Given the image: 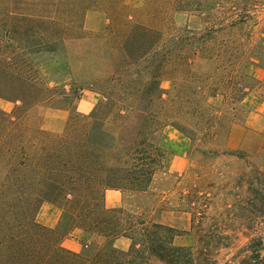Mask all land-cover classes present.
I'll return each mask as SVG.
<instances>
[{
	"label": "trees",
	"instance_id": "trees-1",
	"mask_svg": "<svg viewBox=\"0 0 264 264\" xmlns=\"http://www.w3.org/2000/svg\"><path fill=\"white\" fill-rule=\"evenodd\" d=\"M7 1L9 11L6 10V19L0 29L4 35L10 36L11 44L6 48L13 55V63H0V83L5 82L4 89L10 92L18 86L23 94L26 89H31L23 75L26 69L39 73L42 69L65 64V42L79 38L78 31L86 12L93 9L103 11L110 21L121 17L125 8L124 0ZM161 1L175 12L192 15L198 27L184 26L165 38L156 29L124 21L127 33L121 44L123 58L130 65L142 64L146 73L154 66L150 78L140 73L141 77H137L143 87L148 86V79H152L146 97L161 98L156 71L172 68L181 73V69H185L177 80L188 91L183 93V103L195 118L202 121L204 113L201 110L212 111L207 99L220 94L203 97L204 92L199 86L192 87L200 77L190 74V64L195 58H201L215 63L214 72L223 74L219 87L230 85L239 103L241 96L250 89L244 83L252 79L248 67L259 65L247 59L227 60L226 56L231 57L247 47V41L240 36L247 33L252 19L250 12L238 9L234 5L236 0ZM152 2L158 0H148V3ZM212 74L206 78L211 79ZM4 91L0 90V98L7 100ZM135 92H140V87ZM221 95L223 99L227 98V94ZM121 96V102L137 100H131L130 88H122ZM105 99V102L109 100ZM15 100L26 102L23 97ZM113 104L115 106L110 102V106ZM110 106L100 102L90 114L75 116L82 124L76 135L69 127L62 135L38 130L36 133L42 139L39 150L30 141V136H25L27 133L13 131L14 116L0 111V157L6 161L0 182V264H196L192 249L174 244L177 232L173 228L146 223L134 215L128 218L129 222H123V208L104 206L107 189L122 193L125 189L135 193L145 191L166 155L153 135L157 129L152 128L155 118L145 110L134 109L144 117L131 141L109 134L104 124L111 113ZM127 107L118 109L120 118L128 111ZM226 119L213 112L206 121L214 128ZM175 127L182 134L191 133L184 127ZM69 189L80 192L79 196L76 194L73 200L67 199V194L72 196ZM42 202L61 209L69 218L70 229L79 228L103 237L102 246L89 254L63 248L61 242L65 234L35 221ZM76 208L85 212L75 214ZM119 237L130 240L127 251L113 247V241ZM252 260V257L244 258L240 264Z\"/></svg>",
	"mask_w": 264,
	"mask_h": 264
},
{
	"label": "rangeland",
	"instance_id": "rangeland-1",
	"mask_svg": "<svg viewBox=\"0 0 264 264\" xmlns=\"http://www.w3.org/2000/svg\"><path fill=\"white\" fill-rule=\"evenodd\" d=\"M7 2L0 0V28L6 19ZM236 2L234 5L249 11L252 19L246 35L240 36L247 41V47L231 57L227 55L226 59L253 60L259 67H248L252 79L244 83L250 89L238 103L230 85L219 87L223 74L214 72L212 60H192L190 74L200 77L192 87L199 86L204 92L203 97L220 94L207 99L212 111L203 108L202 121L183 103V93L188 91L177 80L185 69H181V73L172 68L155 72L162 91L158 100L152 95L146 97L152 79L146 81V87L137 81L141 75L150 78L154 66L146 73L142 64L130 65L123 58L121 44L127 33L124 21L156 29L165 38L184 26L198 27L192 15L175 12L161 0L152 3L124 0L121 17L110 21L103 11L86 12L78 31L79 38L65 42V64L42 69L39 73L26 69L23 75L31 89H26L24 94L18 86L10 92L4 89L5 82L0 83V90H5L9 102H16L18 97L25 99V103L18 101L11 114L16 119L13 131L29 133L25 136H30L36 150L42 147L41 136L36 132L50 111H63L62 115L57 113L48 117L62 125L60 132L47 133L62 135L69 127L76 135L82 124L75 116L90 114L100 102L109 106L113 102L115 106H110L111 113L104 128L112 136L126 141L135 137L143 123L144 116L134 109L149 112L155 118L152 128L157 127L153 135L166 151L165 161L145 191H123L121 208L124 215L121 219L125 222L134 215L137 220L173 228L177 232L174 244L192 249L196 264H240L248 257L253 260L247 264H264V0ZM10 44V36L0 29V63H13V55L6 48ZM211 74V79L206 78ZM139 87L140 92L136 93ZM122 88H130L131 100H137L121 102ZM221 94H227V98L223 99ZM91 95L95 97L92 106L85 107L80 103L81 99L86 100V96ZM103 98L109 100L105 102ZM125 106H129L128 111L120 118L118 109ZM29 109L33 111L27 114ZM213 112L227 118L214 128L206 121ZM175 126L184 127L191 133L182 134ZM5 162L0 157V182L5 173ZM68 193L72 194L67 198L69 200L80 194L70 189ZM84 212L76 208L73 213ZM62 224L63 229L70 225L67 216ZM89 236V247H83L80 253L94 252L104 243L103 237Z\"/></svg>",
	"mask_w": 264,
	"mask_h": 264
},
{
	"label": "crops",
	"instance_id": "crops-1",
	"mask_svg": "<svg viewBox=\"0 0 264 264\" xmlns=\"http://www.w3.org/2000/svg\"><path fill=\"white\" fill-rule=\"evenodd\" d=\"M87 98L81 99L80 103L85 106H92L95 102V97L93 95L86 96ZM19 102H9L6 99L0 98V111L10 115L13 110L17 107ZM83 106V107H84ZM32 109L27 110V114L32 113ZM48 116L45 114L43 120L39 126V129L42 131H48L53 133L60 132V126L62 122H56L53 118H48L51 115L60 113L62 115L63 111L56 110L48 112ZM123 194L121 191L115 189H107L104 192V206L109 209L121 208ZM63 219L65 215L63 211L57 206L48 203L42 202L37 211L35 221L43 227L54 229L65 234V238L61 242V246L69 251L80 253L82 248L86 245L89 247L90 239L89 233L85 232L79 228L70 229L68 225L65 229L62 228ZM113 247L117 250L127 251L130 247V240L126 237H119L113 241Z\"/></svg>",
	"mask_w": 264,
	"mask_h": 264
},
{
	"label": "built area",
	"instance_id": "built-area-1",
	"mask_svg": "<svg viewBox=\"0 0 264 264\" xmlns=\"http://www.w3.org/2000/svg\"><path fill=\"white\" fill-rule=\"evenodd\" d=\"M103 99H104V101H106V99H105V98H103ZM70 197H71V195H70V194H67V195H66V198H70ZM84 247H85V248H87V246H86V245H85Z\"/></svg>",
	"mask_w": 264,
	"mask_h": 264
}]
</instances>
